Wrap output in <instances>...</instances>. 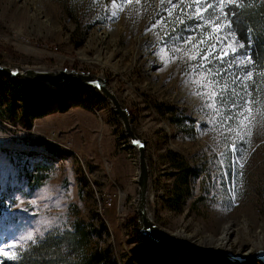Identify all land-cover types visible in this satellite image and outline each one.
Wrapping results in <instances>:
<instances>
[{
    "label": "rangeland",
    "instance_id": "rangeland-1",
    "mask_svg": "<svg viewBox=\"0 0 264 264\" xmlns=\"http://www.w3.org/2000/svg\"><path fill=\"white\" fill-rule=\"evenodd\" d=\"M196 2L204 0H180V7ZM169 8V0H0V63L105 78L147 143L150 213L156 222L207 247H217L210 238L219 240L231 232L234 253L255 252L264 248V90H253L251 79L244 81L254 101L244 105L249 97L242 77L233 81L248 68H227L239 50L233 55L226 49L221 63L213 59L220 56L218 44L208 57L212 62L200 67L215 33L198 44L197 30L191 43H185L193 33L183 29L199 21L184 16L181 24L176 19L180 9L169 17ZM197 51V58L189 59ZM209 81L219 84L208 88ZM69 87L75 89L61 94L68 105L62 112L57 97ZM69 87L50 89L54 94L46 95L45 105L53 108L44 117H29L31 128L24 126L19 112L0 118V251L14 244L18 258L31 242L80 223L94 235L88 253L111 246L112 264H126L133 257L138 261L132 264L151 263L144 260L150 257L139 248L132 221L138 219L137 154L108 102L92 89L94 93ZM211 91L217 92L219 113L206 107ZM240 107L252 109L244 112L248 119L243 125L235 115ZM229 115L232 120H226ZM40 141L60 151L51 154L37 145ZM234 141L243 152L231 150ZM29 152L34 154L30 159ZM44 163L49 165L44 185L31 190L19 174L25 165L33 170ZM99 231L101 238L95 236ZM28 234L33 239L22 242ZM163 256L169 264H228L167 249ZM16 258L0 254V264Z\"/></svg>",
    "mask_w": 264,
    "mask_h": 264
},
{
    "label": "trees",
    "instance_id": "trees-1",
    "mask_svg": "<svg viewBox=\"0 0 264 264\" xmlns=\"http://www.w3.org/2000/svg\"><path fill=\"white\" fill-rule=\"evenodd\" d=\"M230 10H234L237 13L238 23L234 22L233 27L236 29L239 40L245 43V48L239 49L238 55L248 50L247 41L249 36L252 38L251 51L254 63L248 65L247 68L248 70H257L253 71L250 85L253 90H264V76L258 74L264 70V0H244V3L239 8L230 5ZM249 28L252 29L251 32L248 31ZM237 70L240 73L241 70ZM73 89L75 88L69 87L59 90L60 96L57 99L61 100H59L58 110L62 112L67 110L68 105L64 103L65 99L61 97V94L65 90ZM80 89L94 93V91L88 88ZM0 90V118L2 119L7 115L12 116V118L16 117L19 112L24 117V126L31 128L32 125L28 120L29 117H44L53 108L52 105H45L47 104L46 95L53 93V91L40 85L26 84L0 76ZM3 92L10 96V100L2 94ZM37 145L46 147L51 154H56L60 151L57 145L46 141H40ZM26 155L30 159L34 154L29 152ZM22 169L23 171L19 175L27 181L31 190H36L44 185L46 180L44 173L49 172V165L44 163L43 165L34 167L33 170L28 169L25 165ZM132 221L137 244L150 257L144 259L151 260V263L147 264L172 263L169 259L165 260L163 256L166 248L150 240L140 232L137 218ZM101 227L103 230H106L104 223H101ZM100 234L102 235L101 231L98 234L96 233L95 236L101 238ZM91 237H94L93 233L89 234L85 226H82L80 223H75L71 230H66L61 233L52 231L44 238L31 242L21 252L18 258L7 264H112L114 261V251L111 246L96 248L95 251L88 253ZM139 248L135 251H138ZM135 261H138V259L133 257L126 264H132Z\"/></svg>",
    "mask_w": 264,
    "mask_h": 264
},
{
    "label": "water",
    "instance_id": "water-1",
    "mask_svg": "<svg viewBox=\"0 0 264 264\" xmlns=\"http://www.w3.org/2000/svg\"><path fill=\"white\" fill-rule=\"evenodd\" d=\"M0 76L21 81L26 84H37L49 89L66 88L72 85L96 91L108 102L123 126L130 147L137 154L139 172L137 183L139 193L136 201V212L140 232L169 251H178L190 255L202 262L209 260L225 261L228 264H264V248L251 253H234L221 247L201 246L186 237L177 236L160 226L150 213L151 175L148 161L147 143L140 138L127 109L116 93L110 88L107 80L100 76L67 71H46L38 69L11 68L0 63ZM97 82L100 87H97ZM134 141L142 144L133 143Z\"/></svg>",
    "mask_w": 264,
    "mask_h": 264
},
{
    "label": "snow or ice",
    "instance_id": "snow-or-ice-1",
    "mask_svg": "<svg viewBox=\"0 0 264 264\" xmlns=\"http://www.w3.org/2000/svg\"><path fill=\"white\" fill-rule=\"evenodd\" d=\"M170 8L167 9V13L169 17L173 16V9L179 8L180 9V15L176 17V19L183 24L184 19L182 17L187 16L189 20L195 18L199 21V23L196 24H190L187 25L183 31L189 32L191 31L193 33L192 36L185 38V43H191V40L195 38V35L197 34V30H199V33L201 34V40L198 41V44H203L207 39H213V34L215 33L214 42L210 45H208V50L205 52L204 56L201 57V65L200 67L204 66V61H208V63H211L212 61L208 60L209 55H211L217 48V45H220L221 52L220 56L216 57L213 56V59H221L223 56H226L228 53L226 49H231V52L233 55L239 50L245 48V43L243 41L239 40V37L237 35L236 29L233 27L234 22L238 23L237 13L234 10H230V5H234L235 7L239 8L244 3V0H204V3L201 4L199 2L193 3H186L184 7H180V0H177L176 4H171V0H169ZM121 7L122 10V6ZM211 10V12H209ZM205 13H208L207 16H205ZM117 15L116 12H112L111 16L115 17ZM236 18V20H234ZM163 17H161L160 20H157L156 24L152 25V28H155L158 24H160L163 21ZM218 22V23H217ZM167 27V25H165ZM205 29H208V31H205ZM151 30V29H149ZM227 30V31H225ZM249 32L252 31L251 28L248 29ZM230 37V39H229ZM180 37H174L173 39H179ZM225 41L227 43L225 44ZM252 38L249 36V39L247 41L248 44V50L245 53H242L239 56H235V59L228 63L227 68L231 69L233 67V64H235L237 67L241 66H248L254 63L252 59ZM194 48L196 45L193 46ZM176 51H179V47L175 49ZM161 53H164V55L161 57L162 59H165L167 53L162 48ZM187 55V53H185ZM199 55V51L196 52L195 55H191L189 59L195 60L197 56ZM221 63H223V60L221 59ZM195 66H193V69ZM257 69H249L247 72H242L240 76H237L233 83H235L236 80H241V83L243 84V89L247 94L248 99L244 100V105L250 106L254 103V101L251 99L252 91L249 88V85L247 83H244V81H248L252 78L253 71H256ZM211 71V69H209ZM220 74V73H217ZM261 76H264V70L260 71L258 73ZM234 75V74H233ZM201 79H203V75L201 76ZM213 84H219V81H209L208 85L206 87L211 88ZM97 87H100V84L97 82ZM227 85H225V88ZM235 91V89L233 90ZM203 95V94H201ZM239 95V93H237ZM217 96V92L211 91L210 95L208 96L211 103L207 104L206 107L213 109L217 113H219V109H217V101L215 97ZM221 100H223V97H221ZM232 109H237L238 105L236 103H233L231 105ZM248 111L251 113L252 109L251 107H240L238 111L235 113L237 120L241 125H243L244 120H247L248 117L244 116V112ZM243 117V119H240ZM233 115H229L226 117V120H232ZM210 122H215V117H212ZM231 131V129H229ZM247 135L251 136V131H248ZM240 139L243 140V135H240ZM133 143L139 144V142L134 141ZM140 147H143L142 144H139ZM231 150L233 152H243L244 149H238L237 143L234 141L231 144ZM243 159V157L237 158V163ZM239 166L243 168V164L240 163ZM242 174V173H241ZM33 236L31 234L26 235L22 238V242H26L27 240H32ZM15 247L14 244H10L8 246L7 250L0 251V254H3L5 256L11 255L12 258L17 257V253L15 251H12V249ZM3 246L0 245V249H2Z\"/></svg>",
    "mask_w": 264,
    "mask_h": 264
},
{
    "label": "bare ground",
    "instance_id": "bare-ground-1",
    "mask_svg": "<svg viewBox=\"0 0 264 264\" xmlns=\"http://www.w3.org/2000/svg\"><path fill=\"white\" fill-rule=\"evenodd\" d=\"M180 233L182 234V232H180ZM230 234H231V232H229L228 234L227 233H224L223 237H221L219 240L218 239H211L210 238V240H207V241H209V242H218L217 243V247H221V248H224V249L231 250L230 248H233L234 247V244H232V242L230 241V238H229ZM182 237H186V236L183 235ZM204 242H205V240H204ZM231 251H233V250H231Z\"/></svg>",
    "mask_w": 264,
    "mask_h": 264
},
{
    "label": "built area",
    "instance_id": "built-area-1",
    "mask_svg": "<svg viewBox=\"0 0 264 264\" xmlns=\"http://www.w3.org/2000/svg\"><path fill=\"white\" fill-rule=\"evenodd\" d=\"M110 203H109V205H111V201H109Z\"/></svg>",
    "mask_w": 264,
    "mask_h": 264
}]
</instances>
